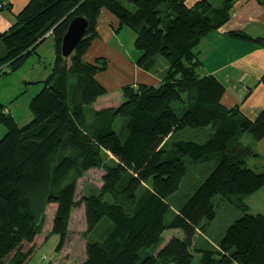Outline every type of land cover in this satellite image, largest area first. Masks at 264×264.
<instances>
[{"label": "trees", "instance_id": "1", "mask_svg": "<svg viewBox=\"0 0 264 264\" xmlns=\"http://www.w3.org/2000/svg\"><path fill=\"white\" fill-rule=\"evenodd\" d=\"M234 3L29 0L16 13V22L0 34L6 47L0 75L22 66L50 30L55 57L30 100L29 122L20 125L0 101V124L7 129L0 137V264H27L52 233L60 236L61 248L79 205L85 209L87 236L82 264H192L195 236L205 234L216 217V196L247 206L244 198L264 186V171L248 165L249 148L239 138L246 132L256 140L264 137V110L252 119L239 106H227L224 84L199 73L195 51L203 36L231 17ZM102 8L117 16L118 28L134 30L139 67L154 70L163 56L168 68L159 85L126 84L122 102L90 114L88 107L107 92L97 78L107 69V58L84 59L98 36ZM77 14L90 24L65 56L62 38ZM230 34L264 42L242 31ZM72 77L80 82L74 101ZM187 127L212 131L204 141L165 144ZM204 159H214V166L174 211L169 198L179 189L187 163ZM92 168L103 171L100 189L76 200L77 177ZM169 229H180L182 236L163 244ZM197 254V264H264V213L246 212L228 226L219 249L200 246Z\"/></svg>", "mask_w": 264, "mask_h": 264}, {"label": "crops", "instance_id": "2", "mask_svg": "<svg viewBox=\"0 0 264 264\" xmlns=\"http://www.w3.org/2000/svg\"><path fill=\"white\" fill-rule=\"evenodd\" d=\"M28 1L0 0V34L8 30L16 22V13ZM186 1L188 4H193L196 0ZM210 1L216 4L219 0ZM7 6H10L11 9L7 8ZM119 25L120 21L117 16L107 8H102L97 22L98 36L93 39L91 46L84 54V59L89 62H93L97 57L101 56L106 57L108 60L107 69L97 74L98 80L107 88V92L98 97L89 106L93 110H98L108 105H116L117 102L111 101L112 98L110 96L113 93L119 94L118 104L122 102L124 99L122 87L126 84L146 83L159 85L162 82L163 74L168 68V63L164 60L162 61L159 57L154 70L148 71L139 67L135 60L141 51H138V55L134 56V54L126 52L121 40L118 43H113V39L115 40L117 37L118 30L124 27L118 28ZM232 31H242L248 36L264 40V0H235L231 17L222 26L203 36L195 48L201 61L199 73L201 75L213 74L224 84L226 89L223 96L224 103L227 106H239L245 115L255 119L264 110V42L259 43L255 40L233 37L230 34ZM49 38H53L54 46V37L52 30H50L46 33L45 39L36 46L35 52L28 58L32 60L37 58L41 61L45 53L42 50V46L45 42H48ZM5 54L6 47L0 37V57ZM158 60H160L159 64ZM33 62L31 68L37 66ZM51 66L52 62H50V69ZM50 72L47 70L46 75H49ZM43 79L41 80L34 74L31 76L27 75V78L26 76L24 77L26 83L35 84L33 91L36 92L40 89ZM15 117L17 116L15 115ZM247 142L246 144L251 143V146L257 152L256 156L252 158L264 160V137ZM246 161H248V157ZM85 243L86 239L84 240V255Z\"/></svg>", "mask_w": 264, "mask_h": 264}, {"label": "rangeland", "instance_id": "3", "mask_svg": "<svg viewBox=\"0 0 264 264\" xmlns=\"http://www.w3.org/2000/svg\"><path fill=\"white\" fill-rule=\"evenodd\" d=\"M117 37L115 40L113 39V43H118L121 40L127 53L134 54V56L138 55V51L140 50L134 44L135 32L133 29L124 26L118 30ZM52 40L53 38H49L47 40L48 42L43 44L42 50L45 53L43 54L41 61L37 58H34L33 60L28 58L25 64L20 66L17 70L0 75V101L7 105V112H12L17 116L16 119L20 125H23L32 119V112L29 104L33 96L32 94L36 92L33 91L35 84L26 83L24 77L26 76L27 78V75L31 76L34 74V76L41 80L47 78L48 75H46V72L47 70H49V72L51 71L50 62H53L51 60H54L55 46H53ZM158 57L162 59V61L164 60L168 63L167 59L163 56ZM32 61H34L33 63L35 66L37 65L34 68H31ZM159 63L160 60H158V64ZM71 82L72 87L70 94L74 101L77 97V93H79L80 82L77 84L76 77H72ZM40 85L42 86V84ZM118 95L119 94L113 93V95L110 96L112 102H117L116 105H118L119 102ZM116 105H108L104 108ZM89 110V113L93 114V108H89ZM6 130V126L0 124V137L4 136ZM211 131L212 128L210 127H187L171 134L167 138L165 144L168 146L173 140L187 138L204 141L208 138L207 136H209L208 134ZM252 139H254L253 136L249 132H246L240 136L239 143L242 144L241 146H244L247 145V141H251ZM248 148L249 151L246 153V156H248L247 163L249 166L257 171H264V160L261 158H252L256 156L255 154H257V152L251 146V143L248 144ZM105 158L107 161H113V157L109 152H105ZM214 164V159H204L198 162L187 163V172L183 177L179 189L169 198V202L174 211L193 193L196 186L209 174ZM102 174L103 171L100 168H92L80 173L77 177L76 200H79L84 194L98 192L101 186ZM244 201L247 206L240 207L237 205V202H232L221 195L216 196V217L209 222L205 234L198 232L195 236L191 246V250L195 255L192 264H197L198 262L199 255L197 254V248L200 246L214 248L216 250L219 249L220 240L224 236L228 226L235 219L239 218L246 212H264V186L249 194L244 198ZM102 225V227H104L105 224ZM85 232L86 222L84 206L79 205L73 208L71 212L68 237L62 247L57 249L60 236L57 233H52L48 236L45 242L35 250L33 257L27 264H82L85 259L84 240L87 237ZM173 235L182 236V231L180 229L166 230L164 232L165 241L163 244H165V242Z\"/></svg>", "mask_w": 264, "mask_h": 264}, {"label": "water", "instance_id": "4", "mask_svg": "<svg viewBox=\"0 0 264 264\" xmlns=\"http://www.w3.org/2000/svg\"><path fill=\"white\" fill-rule=\"evenodd\" d=\"M89 20L83 15H75L69 22L66 32L62 38L61 50L63 55L68 56L86 35Z\"/></svg>", "mask_w": 264, "mask_h": 264}]
</instances>
